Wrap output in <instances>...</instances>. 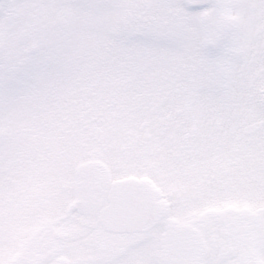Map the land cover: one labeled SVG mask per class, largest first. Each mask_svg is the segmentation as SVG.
<instances>
[{
	"label": "snow or ice",
	"instance_id": "obj_1",
	"mask_svg": "<svg viewBox=\"0 0 264 264\" xmlns=\"http://www.w3.org/2000/svg\"><path fill=\"white\" fill-rule=\"evenodd\" d=\"M0 264H264V0H0Z\"/></svg>",
	"mask_w": 264,
	"mask_h": 264
}]
</instances>
